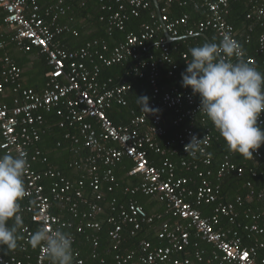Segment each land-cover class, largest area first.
Returning <instances> with one entry per match:
<instances>
[{"label": "built area", "instance_id": "1", "mask_svg": "<svg viewBox=\"0 0 264 264\" xmlns=\"http://www.w3.org/2000/svg\"><path fill=\"white\" fill-rule=\"evenodd\" d=\"M111 1L102 8L109 13V34L112 31L123 32L130 19L140 18L153 4V0ZM157 1L159 17L155 10L151 15L155 21L141 25L138 34H126L123 41L112 48L99 39H93L70 51L62 47L60 39L65 35L77 37L78 32L68 25L59 24L69 11L63 0L45 7L39 5V0H0V10L4 13L2 24L11 31L9 43L24 53L39 50L45 56L49 69L43 89L36 92L23 85V70L11 57L6 54L0 57V154L24 152L29 165L23 177L27 196L20 202L23 227L18 247L9 257L0 254V264H50L41 248L33 249L27 244L33 232L49 225L72 235L74 264H84L81 237H85L91 257L96 259L98 233L101 231L98 218L105 214L102 203L105 193H111L116 183L114 169L125 158L133 165L129 176L140 181L125 192L157 198L165 204V215L174 222L172 225L168 224L169 221L164 222L157 232L158 239L165 241L167 246H153L143 241L138 252L125 253L121 251L125 234L134 237L144 224H152L155 217L149 216L133 200L118 208L115 201L109 203L107 223L111 229L108 236L113 250L117 251L116 264H193L191 259L177 256L191 246L198 248L197 242H191L190 230L194 231L196 239L211 245L214 250L205 263V252L195 250L197 263L264 264V258L259 259V252L264 253V243L244 247L238 234L243 229L248 234L264 236V228L256 223L258 215H253L254 223L250 226L242 225L238 220V210L252 199H262L264 191L257 193L248 183L246 197H237L233 202L219 201L220 188L213 185L211 172L198 168L199 164H210L212 141L210 128L205 129L202 135L195 131L196 119L204 117L199 112L198 96L192 95L190 89L171 87L164 90L159 82L160 66H168L169 77L178 70L162 31L174 39L211 32L218 42L227 32L242 45L237 31L228 22L230 3L238 0H187L181 3L182 6L190 5L202 15L191 27L188 15L176 19L170 17L174 0ZM249 3L250 10L245 17L248 34L244 42L248 44L250 34L259 30L255 53L264 55V0H250ZM181 32L183 37H179ZM1 38L0 31V51H4L7 42ZM182 59L186 61L187 57L183 55ZM127 60H133L135 66L126 78L117 83L113 79L101 81L102 69ZM246 60L253 66L256 63L253 57ZM130 75L140 80L147 79L151 88L148 106L158 111L147 115L141 110L127 123L116 126L108 118L107 111L114 106H128V95L132 91L127 80ZM51 113L60 119L63 140L69 143L67 147L73 158L68 169L81 174L79 181H73L61 170L48 166V158L38 148L44 134L45 115ZM185 122L188 124L179 134L160 145L158 140L166 137L168 125L177 127ZM260 124L264 125L263 114ZM193 135L203 138V150L196 158L184 150ZM55 147L61 149L64 146L57 142ZM151 153L163 159L160 166L151 163ZM178 154L184 157L180 161V169L197 172V180L177 176L178 169L170 157ZM260 159L262 153L256 150L252 160ZM192 160H196L195 163ZM231 173L241 176L243 169L225 157L217 179ZM85 188L89 190L91 199L85 197ZM202 207H212L211 215L203 216ZM63 214L79 222L63 220Z\"/></svg>", "mask_w": 264, "mask_h": 264}, {"label": "trees", "instance_id": "2", "mask_svg": "<svg viewBox=\"0 0 264 264\" xmlns=\"http://www.w3.org/2000/svg\"><path fill=\"white\" fill-rule=\"evenodd\" d=\"M57 0H39V5L41 7L48 6L50 4L55 3ZM65 5L69 8L67 16L60 19L59 24L68 25L72 29L78 32V36L74 37L71 35H65L60 40L63 43V47L66 50H75L80 46L84 45L87 41L92 39H99L105 42L109 48L114 47L116 44L123 41L124 36L128 33L138 34L140 31V27L143 24H150L154 22L151 18V15L155 13L154 5L152 4L150 10L148 12H144L140 18L130 19L126 23L125 30L123 32L112 31L110 34L108 33V24L107 18L109 13L103 11L102 8L104 6L112 3L111 0H63ZM187 0H174V4L172 5L169 14L171 18H179L183 15L189 16V27L193 25L194 22L202 18L200 12L194 11L190 5L182 6L181 3L186 2ZM250 0H238L236 2L230 3V14L228 16V22L235 28L238 33V38L241 41L244 50L246 51V58L253 57L256 61L254 67L257 68L260 72L264 73V55H257L255 53L257 47V37L260 33L259 30H254L250 34V41L248 44L244 42L245 36L248 34V21H246L245 17L247 12L250 10L251 4ZM1 11V10H0ZM3 13V12H2ZM4 17V13L1 18ZM157 20V19H156ZM86 34L84 35L83 33ZM89 32L90 34H87ZM161 35H163L161 33ZM210 42H218V39L211 32H207L204 34ZM184 34L181 32L179 37H183ZM208 42L201 35H197L191 38H185L182 40H178L172 44H170L169 48L172 52V57L174 62L178 65V70L174 73L173 77H169L168 66H160L159 67V82L162 84L163 89H168L171 87H178L182 90H187L181 86V74L185 71L186 63L190 60L189 49L194 46L202 45L203 43ZM15 47V46H14ZM16 48V47H15ZM19 52L24 54L23 51ZM153 48L150 49V52H153ZM25 55L33 56L35 61V68L31 71V73L35 76L37 86H40L41 80L46 82L45 75L48 72V67L46 65L45 56L39 53V50L33 49ZM185 55L187 60H183L182 56ZM1 56V55H0ZM10 57V55H9ZM146 58V56H145ZM25 63V62H24ZM17 65L20 68H23L25 64ZM135 66V62L133 60H127L121 64L112 66L111 68H105L101 71V80L113 79L115 83L119 82L121 79L126 78V75L133 69ZM91 67V66H90ZM30 72L28 73V75ZM128 82L132 85V91L128 95V106L127 107H117L114 106L110 110L107 111L108 118L112 121V123L116 126L124 124L129 121L130 118L133 117V114H138L141 111V108L137 102V99L142 96H147L150 101L151 98V88L147 79H138L132 75L127 77ZM43 83V84H44ZM34 88L36 87H29ZM38 91V90H36ZM264 118V114H263ZM46 124L44 126V134L41 137V141L38 144V148L41 152L48 158L50 167H53L57 170H61L65 173L71 180L79 181L81 179V174L74 173L68 169V164L72 161V155L69 153L67 145L68 142L63 140V129H60V119L56 117L55 113L45 115ZM195 131L198 134H203L205 129L210 128L212 133V141L209 149V153L211 156L210 164L207 166L199 164L198 168L203 172H211V180L214 186H219L220 188V199L223 201L235 197V196H244L246 194V184L251 183L253 189L257 193H261L264 191V145H262L258 150L262 153V159L260 160H252L249 158L241 157L240 155L230 151L222 138L219 136V133L213 128L211 122L207 121L206 117L197 118L195 121ZM188 123H182L179 126L168 125L167 135L160 142L163 144L168 140L173 139L176 134L182 130L184 126ZM264 128V125H261ZM57 142H62L63 148L56 149L55 144ZM178 158H174L178 160L179 158H184L183 154H178ZM150 161L153 165H158L159 158L157 156L150 154ZM228 157L229 160L234 163L237 167L243 169V173L241 176H238L236 173H231L223 177L222 179H217V173L221 165L224 162V158ZM195 161L196 160H192ZM132 162L125 158L122 160L120 164L116 166L114 169V177H115V185L113 186V190L111 193H105V201L102 203L105 214L98 218L101 223V231L98 233L99 236V249L98 256L96 259H93L90 254V245L85 240V237H81L79 241H81V247L83 248L81 258L84 260V264H101L100 261L103 260V264H116L115 256L117 251L113 250V244L108 236V233L111 229V225L107 223V218L110 216L109 203L112 201L116 202L117 208L125 204L128 199H133L137 204L142 206L145 211L152 215L154 212L152 211L154 205L156 204L154 198L145 197L141 194L131 195L130 193H126V189H132L136 185H138L137 177L129 176V172L132 169ZM197 172L195 171H184L178 169L177 176L178 177H195ZM255 174V176L253 175ZM85 197L91 199V194L87 188H85ZM255 202L259 209L264 212V197L262 199H255ZM55 213V212H53ZM262 213V212H261ZM57 214H59L57 212ZM112 214V213H111ZM61 215V214H60ZM207 214H203L206 216ZM63 220L73 221L77 224L79 221L74 219L68 215H62ZM27 221V218L25 219ZM260 224L264 226V216L260 221ZM144 227V226H143ZM143 241L155 242V238L153 237V229H149L147 226L142 228L140 231L136 233L134 237H130L125 234V241L121 247V251L125 253L129 252H138L139 246ZM208 249V248H207ZM13 251L6 252L4 248L0 247V254L4 257L11 256Z\"/></svg>", "mask_w": 264, "mask_h": 264}, {"label": "clouds", "instance_id": "3", "mask_svg": "<svg viewBox=\"0 0 264 264\" xmlns=\"http://www.w3.org/2000/svg\"><path fill=\"white\" fill-rule=\"evenodd\" d=\"M190 60L181 74V86L199 98V112L211 122L226 147L244 158L264 145V73L245 59L242 45L225 32L219 43L205 42L189 49ZM148 97L137 99L148 114ZM203 138L193 135L185 145L187 155L196 158ZM24 152L0 154V247L17 249L23 227L20 202L27 196L24 174L28 168ZM27 244L41 248L50 264H74L73 237L61 228L41 226Z\"/></svg>", "mask_w": 264, "mask_h": 264}, {"label": "crops", "instance_id": "4", "mask_svg": "<svg viewBox=\"0 0 264 264\" xmlns=\"http://www.w3.org/2000/svg\"><path fill=\"white\" fill-rule=\"evenodd\" d=\"M2 15H3V13H2V11H0V31H1V35H2L1 40L6 41L7 42V45H6L4 51H0V55L1 56L3 54H6L8 56L10 55V57L15 61L16 64L17 63L23 64L25 62L24 63L25 66L23 68H21L23 70V77H22V83H23V85L25 87H27V88H28V86L29 87H32V86L33 87H36V90H38V91H36V90L35 91L36 92H41V90L43 89L45 83H44V80H41L40 86H37L36 81H38V80H36L35 79V76L31 73V71L34 70V68H35V64H34L35 61H34L33 56H31V55L30 56L25 55V53L22 54L21 52H19L14 47V45H12V44L9 43V37L11 35V31L8 28H6L1 23ZM83 34L85 35L86 32L83 33ZM87 34H90V33L87 32ZM162 34H163L162 36H164V38H166V36L164 34V31H162ZM178 40H182V39H178ZM178 40H176V41H178ZM176 41L168 42V46H170V44H172V43H174ZM208 42H210V41L208 40ZM61 44H62V47H63V43H61ZM29 72H30V74L28 75ZM101 81H104V80H101ZM32 89H34V88H32ZM161 140L162 139H159L158 141H159L160 145L163 146L164 143L162 144L160 142ZM151 154H153V155L157 156V158H159L158 165H156V166H160V164L162 163L163 159L159 155H157V154H154V153H151ZM178 157H179L178 155L177 156L170 157V160H171V162L173 164H175V166L177 167V169H180L179 166H180V161H181L182 158H179L178 160H175L174 161V158L177 159ZM193 178H195V177H193ZM137 180H138V184H139L140 181H139L138 178H137ZM195 180H197V179L195 178ZM248 193H249V190L247 189L246 190V194L244 196H235V197L229 199V201H227V200L223 201L219 197V201H222V202H233L237 197H246ZM142 196H144V195H142ZM220 196H221V193H220ZM145 197H148V196H145ZM152 198H154V197H152ZM129 200H133V199H128L126 202H128ZM154 200L156 202V204L154 205V207L152 209V211L154 212V214L149 215L147 212L146 213L149 216H154L155 217V220L153 221L152 224H144L143 226L144 227L147 226L149 229H153V237L155 238V242H150V241H148V242H150L153 246H167V243L165 241H160L158 239L157 232L160 230V227L162 226V224L164 222L169 221L168 224L172 225V223L174 221L169 216L165 215V204L162 203V202H160L157 198H154ZM256 204H257V202H255V199H252L250 203L247 202L246 204H244V206L238 210V214H239V219L238 220H239L240 223H242V225H248V226H250V225H252L254 223V221L252 220L253 215L254 216L255 215H258L259 216V219H258V221L256 223L258 225H260L261 227L264 228V226L262 224H260V221H261V219L264 216V212L261 209H259L257 206H255ZM200 210L202 212V215L205 213V214H207L205 217H207V216H210L211 215L212 207H202ZM245 215H249V218H245ZM143 226H142V228H144ZM190 234H191V242H193V243L197 242L198 245H199L198 248L195 249L193 246H191L184 253L179 254L177 256L179 258H189V259L192 260V263L193 264H200V263H197L194 260V252H195V250H203L205 252V254H204L205 255L204 256V263H205V261L207 259L211 258V256H212V252L214 251L213 250V247L211 245H208V244H206L204 242H201L198 239H196L194 237V231L193 230H190ZM238 234H239V238L241 239L242 245L244 247H251V246L256 245L257 243H264V236H260V235H256V234H248L243 229L242 230H239L238 231ZM263 258H264V253L260 251L259 252V259H263ZM211 264H217V262H214V263H211Z\"/></svg>", "mask_w": 264, "mask_h": 264}, {"label": "water", "instance_id": "5", "mask_svg": "<svg viewBox=\"0 0 264 264\" xmlns=\"http://www.w3.org/2000/svg\"><path fill=\"white\" fill-rule=\"evenodd\" d=\"M153 5H154V8L156 10V13H157V15L159 17V5H158L157 0H153ZM164 34H165L168 42H173V41L178 40V39L171 38L166 31H164ZM201 36L208 41V39H207V37L205 35H201Z\"/></svg>", "mask_w": 264, "mask_h": 264}]
</instances>
